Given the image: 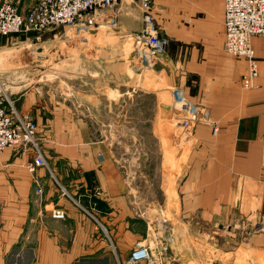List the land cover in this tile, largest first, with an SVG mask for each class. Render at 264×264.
I'll list each match as a JSON object with an SVG mask.
<instances>
[{"label":"crops","instance_id":"obj_1","mask_svg":"<svg viewBox=\"0 0 264 264\" xmlns=\"http://www.w3.org/2000/svg\"><path fill=\"white\" fill-rule=\"evenodd\" d=\"M10 1L25 13L36 0ZM151 3L153 25L167 40L164 65L142 68L133 52L140 0H121L114 25L89 28L93 44L104 47L90 55L100 68L88 74L95 78L55 98L42 86L14 98L38 125L46 165L30 173V151L0 155V264H131L136 244L153 241L173 259L183 252L169 264H264V35L251 39L258 75L246 88V60L224 49L223 0ZM33 38L0 35V47ZM175 87L210 109L217 130L199 124L186 142L163 116L164 127L148 136L155 161H133L112 132L120 122L97 110L127 108L133 99L142 108L137 98L148 95L156 115H168L164 102Z\"/></svg>","mask_w":264,"mask_h":264},{"label":"built area","instance_id":"obj_2","mask_svg":"<svg viewBox=\"0 0 264 264\" xmlns=\"http://www.w3.org/2000/svg\"><path fill=\"white\" fill-rule=\"evenodd\" d=\"M121 0H36L25 13H20L10 0L0 2V35L17 32H33L39 40L41 33L57 26H71L78 18L90 26L114 22L116 6ZM152 0H140L142 9V27L135 38L139 45L138 58L147 68H155L164 62L167 40L161 37L153 25L151 12ZM223 39L225 51L247 62V69L242 74L243 87H252L258 75L257 59L251 44L256 35H264V0H223ZM171 108L179 116L182 132L193 135V129L199 123L217 127L211 120V112L198 107L186 99L181 88L170 90ZM186 137V142L191 138ZM8 148H20L31 151L32 159L26 169L34 173L38 167L45 166L46 161L41 152L37 138V124L27 112L18 111L13 100L0 96V153ZM40 193V189H36ZM55 215L62 216L61 212ZM128 261L136 264L140 261L154 263L150 248L136 244L129 254Z\"/></svg>","mask_w":264,"mask_h":264},{"label":"rangeland","instance_id":"obj_3","mask_svg":"<svg viewBox=\"0 0 264 264\" xmlns=\"http://www.w3.org/2000/svg\"><path fill=\"white\" fill-rule=\"evenodd\" d=\"M82 20V18H78L71 26H55L51 29L45 30L41 33L39 40L35 39V33H33L34 38L32 41L17 42L8 46L0 47V96H6L10 100H14L16 96L26 91V89L42 86L45 87L42 88L44 91H49L48 95L50 98H55L57 95L55 92L57 90H60L59 92H61L63 87L71 85H75L79 88L85 86L87 82L90 81L88 79L89 77L91 79L95 78L88 74L100 71V68H98L95 62H93L90 55H93L94 53H104V47L101 46L100 48H97V46L93 44L89 28H94V26H90V24L83 22ZM110 24L114 25L115 21ZM104 25L105 24H101L100 26ZM96 26L97 25H95V27ZM133 47V52L138 58L137 52L140 51V47L135 44ZM140 63L142 68L148 69L142 60ZM158 64L164 65L165 62H159ZM58 87L59 89H57ZM181 89L183 90V88ZM183 93L186 99L191 101L184 90ZM67 96L70 98L72 94L69 93ZM73 96L75 99V93ZM79 96L82 98L83 94L80 93ZM125 99L130 100L131 96H126ZM137 99L141 101L140 105L143 106L142 108L135 107L133 104L136 103V100L133 99L131 100L132 102L127 101L126 105L129 106L127 108L123 106L121 109L119 103H117L110 107H108V105L105 106L107 107L106 110L100 108L101 110H97V112L103 116L108 112L109 116H114L116 118L115 120L121 123L114 125L115 130L112 132L117 136V141L120 138L123 139L124 146L121 148L125 147V149L129 151V155L132 157L133 161L137 160V156L139 158L143 157L144 161L147 160L151 163V160L155 161V159L150 158L151 152L149 150H151L153 142L148 139V136L152 133L157 134L160 131V127L163 126L160 123V118H164L163 116H169V127L172 129L175 128L177 134H183L182 128L179 125V116H177L175 111L171 108V99L168 102H164V104L169 105L168 115H163V110H160L158 115H156L158 111L155 109L150 96L144 95ZM192 103L198 107L206 108L211 112L209 108L201 104ZM125 111H128V113L125 114ZM122 114H125V116L121 117ZM123 120L127 121L125 122ZM130 120H133L134 123L127 124ZM211 120H213L216 125L215 120L213 118ZM154 121L156 126L152 123ZM136 133L141 136H136ZM38 134L39 128L37 125V138L41 146L39 139L40 136ZM185 137H187L186 134ZM187 138L191 137L188 136ZM191 141H193V139H191ZM12 149L14 150V148H8L2 152ZM149 168V171H151L152 167L150 165ZM131 175L135 177L134 173H129V176ZM145 179L150 181L154 179V181H156L157 177H151V175H149ZM151 239L153 240L154 238ZM166 240L168 241V239H165V243H167ZM193 240L196 239L193 238ZM196 241L199 242V237H197ZM155 242L153 241L150 247H148L150 248L153 259L155 258L156 262H159L160 264H169L173 262L179 263V259H184L183 252L178 253L174 259L173 256H171V259L168 254V249H166V251L161 250L158 248L160 246ZM211 243L212 242L210 241L209 244ZM193 255L196 257L194 262L199 263L201 258L199 249L195 251ZM215 256V253H212L209 255V258H214Z\"/></svg>","mask_w":264,"mask_h":264}]
</instances>
